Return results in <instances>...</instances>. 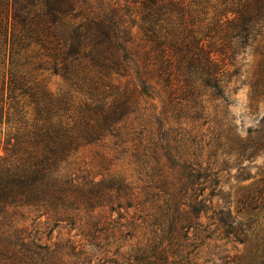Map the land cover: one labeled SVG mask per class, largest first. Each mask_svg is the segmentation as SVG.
Instances as JSON below:
<instances>
[{"label":"trees","instance_id":"1","mask_svg":"<svg viewBox=\"0 0 264 264\" xmlns=\"http://www.w3.org/2000/svg\"><path fill=\"white\" fill-rule=\"evenodd\" d=\"M262 36L264 0H0V264L55 255L28 216L58 226L83 207L140 204L124 177L79 175L81 149L112 144L138 160L149 151L159 165L162 143L189 126L210 131L232 163L215 171L179 158L186 174L169 178L174 230L160 264H193L185 251L203 241L235 249L222 264H264V176L248 172L264 154V118L242 135L224 103L239 57ZM261 48L253 93L264 99ZM233 170L234 184L219 179Z\"/></svg>","mask_w":264,"mask_h":264},{"label":"rangeland","instance_id":"2","mask_svg":"<svg viewBox=\"0 0 264 264\" xmlns=\"http://www.w3.org/2000/svg\"><path fill=\"white\" fill-rule=\"evenodd\" d=\"M263 44V36L258 37L241 54L238 59L240 75L233 80L228 89L227 101L224 102L230 105L231 116L242 135L248 129H255L264 118V99L253 93L257 72L263 63ZM49 87L52 91L59 92L62 80L57 76L50 77ZM191 127H188V132L183 131L174 136L176 142L171 141L169 145L162 143V150H159L160 154L157 156L161 158L159 165L152 159L149 151H146L147 156L140 155L138 160L131 156V151L115 150L112 144L92 145L81 149L75 164L79 175L97 181L108 178L109 175L124 177L136 190L142 192L140 204L133 203L132 207L124 208L108 205L83 207L78 213L72 212L74 215L79 214L77 220L63 222L58 226H54L46 218L36 220L35 216H28L23 224L29 228L33 238L42 239L43 244L55 252L49 264H160V246H169L174 230L173 224L166 223L165 215L168 210L163 206L164 198H168L166 194H175L174 186L171 185L175 182L169 180L172 173L175 171V177L182 178L186 174L183 163L187 161L209 164L215 171L222 168V163H232L226 155L231 151H217L209 145L210 138L213 137L210 131L204 127L205 129L196 133ZM167 153L173 157H169ZM108 154L110 156L106 157ZM177 164L180 166H176ZM247 165L250 164L246 162ZM251 167L248 171L251 176H257L256 179L263 177L264 154L257 157ZM236 173V170L229 172V175L222 172L219 179L232 185L233 175ZM212 181H216V178H212ZM251 182L252 180L239 186H246ZM154 186L162 189L156 190ZM213 188L215 187L207 190L206 194L212 193ZM169 248L172 252L175 247ZM225 250H229L230 255L236 253L231 245L222 248V244L212 243V247H207L204 241L199 243V247H187L185 252L191 253V258H195L193 264H222L228 254Z\"/></svg>","mask_w":264,"mask_h":264}]
</instances>
